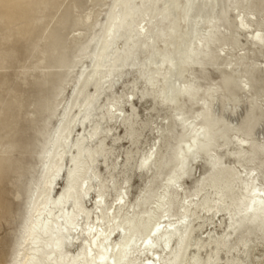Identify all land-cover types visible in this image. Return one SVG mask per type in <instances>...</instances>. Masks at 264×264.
I'll use <instances>...</instances> for the list:
<instances>
[{
	"label": "bare ground",
	"instance_id": "6f19581e",
	"mask_svg": "<svg viewBox=\"0 0 264 264\" xmlns=\"http://www.w3.org/2000/svg\"><path fill=\"white\" fill-rule=\"evenodd\" d=\"M262 13L0 0V31L21 21L11 36L33 54L17 73L0 53V176L17 200L0 264H264Z\"/></svg>",
	"mask_w": 264,
	"mask_h": 264
},
{
	"label": "rangeland",
	"instance_id": "374dc122",
	"mask_svg": "<svg viewBox=\"0 0 264 264\" xmlns=\"http://www.w3.org/2000/svg\"><path fill=\"white\" fill-rule=\"evenodd\" d=\"M4 19H5L4 16H0V29H2V27L4 26ZM20 24H21V21L16 20V21L10 23L6 29H3V31H0V50H1L0 53L6 59L7 58L11 59L14 61V63L16 65L18 64V66L20 67V68H18V71H17V68L16 69L13 68V70H15L17 73L22 72L25 65L27 63L32 62V60H33L32 59L33 54L29 53L28 50H25L23 48V43H24L23 39L17 38L18 36L16 37L17 39L15 38V36H11L12 32L14 33L15 30L18 29ZM13 70L9 69L5 72L13 73L14 72ZM6 177H8L6 174H2L0 176V210L2 211V212H0V258L2 260H3L2 254H4L6 251H8L6 243L9 241V238H10V231H11L10 228L15 227V224L12 222L13 221L12 214L8 215L9 213L8 212L6 213V210H10V211H13L15 213L16 201H17L16 198H13L8 192L11 189V188H9L11 185H8L9 184L8 178H6ZM2 186L5 189H3ZM1 201L5 202V203H1ZM5 205H6V207H5ZM8 207H10V208H8ZM14 213H13V215H14ZM9 223H11L12 225ZM6 240H8V241L6 242ZM1 259H0V261H2Z\"/></svg>",
	"mask_w": 264,
	"mask_h": 264
},
{
	"label": "snow or ice",
	"instance_id": "6c2138e0",
	"mask_svg": "<svg viewBox=\"0 0 264 264\" xmlns=\"http://www.w3.org/2000/svg\"><path fill=\"white\" fill-rule=\"evenodd\" d=\"M261 18L264 19V13H262ZM253 19H255V17H253ZM241 26H242V27H246V25H245V23H244V18H243V17H241ZM258 35H259V33H258ZM261 126L264 127V121H262V125H261ZM253 175H255V174H253ZM98 202H99V201H98ZM90 232L94 233V232H95V229H90ZM92 243L95 244L96 241H92ZM144 243H145L146 247H155V245L153 244L151 238L145 240ZM118 249H119V246H118ZM88 251H89V255H91V248H89ZM109 251H110V249H109ZM101 259H102V261L104 260L103 257H102ZM112 264H117V261L113 260V261H112ZM145 264H153V262H152L151 260H147V261L145 262Z\"/></svg>",
	"mask_w": 264,
	"mask_h": 264
}]
</instances>
